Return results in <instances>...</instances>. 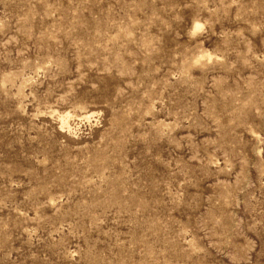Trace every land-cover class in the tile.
Wrapping results in <instances>:
<instances>
[{
  "label": "rangeland",
  "instance_id": "rangeland-1",
  "mask_svg": "<svg viewBox=\"0 0 264 264\" xmlns=\"http://www.w3.org/2000/svg\"><path fill=\"white\" fill-rule=\"evenodd\" d=\"M0 264H264V0H0Z\"/></svg>",
  "mask_w": 264,
  "mask_h": 264
}]
</instances>
